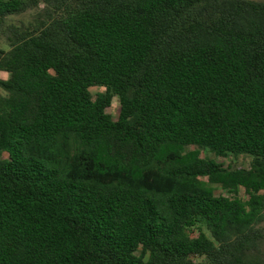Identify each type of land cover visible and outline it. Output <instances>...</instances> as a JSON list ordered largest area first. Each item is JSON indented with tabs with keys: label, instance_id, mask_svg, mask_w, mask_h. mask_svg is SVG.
I'll use <instances>...</instances> for the list:
<instances>
[{
	"label": "trees",
	"instance_id": "obj_1",
	"mask_svg": "<svg viewBox=\"0 0 264 264\" xmlns=\"http://www.w3.org/2000/svg\"><path fill=\"white\" fill-rule=\"evenodd\" d=\"M0 36V264H264V1L0 0Z\"/></svg>",
	"mask_w": 264,
	"mask_h": 264
},
{
	"label": "rangeland",
	"instance_id": "obj_2",
	"mask_svg": "<svg viewBox=\"0 0 264 264\" xmlns=\"http://www.w3.org/2000/svg\"><path fill=\"white\" fill-rule=\"evenodd\" d=\"M258 1H264V0H258ZM32 14H33V11L26 12V13H23L20 15H11L6 19L5 23L6 24L13 23V24L19 25L22 22H24L27 24V23L31 22V20H32L31 15ZM0 48H2V49L8 48L6 41L2 36H0ZM97 91H102V89H95L94 88L93 92H97ZM106 111L108 113H110L112 116H114V118L117 116V113H118V97H114L111 107L108 108ZM190 149H192V147ZM201 153L206 157H210V158L215 157L214 154L208 150H201ZM217 159H218V161L223 163L225 166H231L232 168H237V167H241V166L247 167L249 165V162H250V159L247 157H242V156L235 157L231 154H229L225 158L220 157ZM214 187H215V193L216 194H226V192H224L220 187H218V186H214ZM241 194H242V192H241Z\"/></svg>",
	"mask_w": 264,
	"mask_h": 264
}]
</instances>
